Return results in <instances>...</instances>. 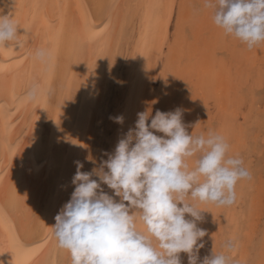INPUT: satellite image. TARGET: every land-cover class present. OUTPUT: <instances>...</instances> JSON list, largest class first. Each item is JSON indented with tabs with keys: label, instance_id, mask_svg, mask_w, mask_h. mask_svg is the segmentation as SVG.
<instances>
[{
	"label": "bare ground",
	"instance_id": "1",
	"mask_svg": "<svg viewBox=\"0 0 264 264\" xmlns=\"http://www.w3.org/2000/svg\"><path fill=\"white\" fill-rule=\"evenodd\" d=\"M203 5L0 0V14L11 15L20 41L0 46V264H71L52 227L74 191L77 162L81 171L98 169L137 113L149 112L150 123L157 110L178 107L189 135L223 136L226 158H241L250 174L237 182L230 206L193 202L201 210L197 228L207 233L197 241L204 244L198 264L214 253L229 264H264L257 208L264 187V41L249 50L215 26L213 10ZM38 49L47 52L46 63L35 59ZM33 83L41 91L29 100ZM117 116L123 124L110 119ZM195 160L186 161L190 170ZM137 227L144 230L139 221ZM179 257L188 264L187 253Z\"/></svg>",
	"mask_w": 264,
	"mask_h": 264
},
{
	"label": "clouds",
	"instance_id": "2",
	"mask_svg": "<svg viewBox=\"0 0 264 264\" xmlns=\"http://www.w3.org/2000/svg\"><path fill=\"white\" fill-rule=\"evenodd\" d=\"M203 6L213 10L215 26L249 50L264 41V0H204ZM13 42L20 46L18 25L11 15L0 14V46ZM47 58L45 50H36L35 59L46 63ZM40 91L39 83H33L26 96L35 100ZM182 116L179 107L157 110L148 123L150 113L139 112L135 126L112 153H105L98 169L81 171L83 165L77 162L74 191L52 227L71 264H181V252L188 254V264H198L204 244L197 241L207 233L197 228L201 210L193 202L230 206L237 182L250 174L241 158H226L229 145L223 136L189 135ZM110 119L124 122L123 116ZM192 157L195 167L190 170L186 161ZM233 247L232 241L225 243L226 249ZM200 264H229V257L214 253Z\"/></svg>",
	"mask_w": 264,
	"mask_h": 264
},
{
	"label": "rangeland",
	"instance_id": "3",
	"mask_svg": "<svg viewBox=\"0 0 264 264\" xmlns=\"http://www.w3.org/2000/svg\"><path fill=\"white\" fill-rule=\"evenodd\" d=\"M262 174L260 175V180H262V183L264 184V165H261L260 168ZM263 192H261L260 196L258 197V204L257 208L258 214L260 216V225H264V187H263Z\"/></svg>",
	"mask_w": 264,
	"mask_h": 264
}]
</instances>
